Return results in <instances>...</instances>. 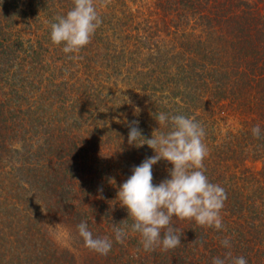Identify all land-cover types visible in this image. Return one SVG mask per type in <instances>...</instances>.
<instances>
[{"label":"trees","instance_id":"obj_1","mask_svg":"<svg viewBox=\"0 0 264 264\" xmlns=\"http://www.w3.org/2000/svg\"><path fill=\"white\" fill-rule=\"evenodd\" d=\"M38 1L0 0V200H6V187H14V174L4 169L13 172L18 163L30 168L36 189L43 193L48 183L37 175L43 166L33 164L30 156L45 158V164L50 160L58 170L54 179L61 183L52 186L55 211L66 207L62 215L73 224L76 238L72 250L57 249L38 227L40 213L27 205L21 211L22 227L12 221L5 227L0 220V264H212L214 257L229 251L244 256L248 264H264V0H141L143 6L128 28L123 21L131 0H94L102 24L76 59L50 39L54 16L66 15L73 0L65 5V0H53L45 8ZM22 24L43 29L42 34L26 41V26L17 29ZM53 47L60 56L55 70L77 68L88 76L78 87L74 84L73 97L61 88L68 84L46 82ZM97 72L107 76L105 82L121 78L128 100L135 93L146 139L169 130L155 120L160 112L194 118L204 127L205 174L227 194L220 213L222 230L174 218L181 244L167 251L144 250L117 193L132 168L155 152L147 144L128 143V123H121L118 115L131 103L112 90L107 93L98 76L94 78ZM60 104L74 110L63 112ZM229 121L239 127L226 130ZM256 125L262 129L260 138L252 135ZM171 167L163 159L154 165L153 184L168 179ZM2 179L11 183L5 186ZM64 189L67 197L61 194ZM82 221L94 236L113 240L107 255L85 246L77 229ZM114 223L125 228L123 243L115 242ZM225 238L230 249L221 244Z\"/></svg>","mask_w":264,"mask_h":264},{"label":"clouds","instance_id":"obj_2","mask_svg":"<svg viewBox=\"0 0 264 264\" xmlns=\"http://www.w3.org/2000/svg\"><path fill=\"white\" fill-rule=\"evenodd\" d=\"M101 24L94 0H73L71 10L50 24V39L54 44H63L62 51L69 55V59H76L75 54L90 43ZM155 120L159 127L169 130L157 131L149 139L142 135L139 121L128 122V143L134 146L147 144L155 155L132 168V174L120 185L117 197L133 221L131 231L140 234L144 250L162 247L167 251L181 244L182 234L172 225L174 218L222 230L220 213L227 194L219 184L210 182L205 174L203 161L208 148L204 142V127L194 118L179 114L160 112ZM251 131L254 137L260 138V125ZM161 159L172 165L169 178L153 184L152 168ZM77 229L90 250L100 255L111 251L113 240L94 236L86 221L79 223ZM113 232L115 242L123 243L127 235L125 228L114 223ZM221 244L225 249L231 248L229 238L222 240ZM212 264H248V261L244 256H233L229 251L223 258L214 257Z\"/></svg>","mask_w":264,"mask_h":264},{"label":"rangeland","instance_id":"obj_3","mask_svg":"<svg viewBox=\"0 0 264 264\" xmlns=\"http://www.w3.org/2000/svg\"><path fill=\"white\" fill-rule=\"evenodd\" d=\"M21 1H23V0H21ZM38 2L40 5H42L43 8H45L46 6H48V7L51 6L53 0H51V1L39 0ZM66 2L67 1L65 0L64 5ZM46 4H48V5H46ZM142 6L143 5H142L141 0H131V2H129V9L127 10L128 19H125L123 21L124 23H126V28H128L130 25L134 24L133 17L140 12ZM122 7H123V5H120V7H117V8H118V10H121ZM60 10H58V11H60ZM70 10L71 9H68V11H70ZM59 14H61V12ZM36 17H38V16H36ZM56 17H58V16H54V18H56ZM25 26H26V31L23 34H25L26 41L30 38L33 39V40H31L32 42L36 41L37 38L39 37V35L42 34L43 29H40V31L38 32L37 30H34L31 27V29L29 30V27L27 26V24L19 25V26H17V29L25 28ZM43 27H45V25ZM34 34H35V36L38 35L35 39H34ZM44 41H45V39L41 40L42 43H44ZM53 50H54V47H53V49L51 48V51L48 52L50 54L47 55L48 60L46 63L49 66H51V70L48 71L47 73H50L51 76L50 75L45 76V78L47 79L46 82L55 81V82H59V83L68 84L67 89L64 88V85L61 86V88L64 89L66 94L69 93V95H70V93H71V94L75 95L74 92L76 93V89L73 88L74 84H77V87H78L79 86L78 82L84 81V79L87 78L88 76H87V74H86V76L84 75L85 70L84 71L81 70V72L79 73L80 70L77 68L69 69V72L64 70L63 73H61L59 71V69L55 70L54 68L56 67V65L60 64L59 63V57L60 56L57 55L56 52H53ZM100 72H97L98 74L94 73V78H96L98 76V82L97 81L96 82L102 86L105 85L104 87L106 88L107 93L110 94L111 90H112V92L117 93V95H119V99L121 101L122 100H128L126 97H124V90H123L124 86L122 84L121 78H117V77L114 78V83L112 80H111L112 83H109L108 80L105 82V81H102V79L106 80L105 78H107V76L102 77L103 74L99 75ZM117 82H118V84L116 85V87H113V88L108 87V84L115 86V83H117ZM98 84H96L95 86L97 87ZM32 89H34V87ZM89 91H90V89H89ZM119 91H120V93H118ZM73 95L72 96L70 95V96L73 97ZM128 97L130 99L128 101H130L131 105L128 107L127 112L123 115H118V118H121V120H122L121 123H123V122L128 123L127 120H129V119H135V120L139 121V123H140V120H141L140 116H142V108L135 106L137 100L135 98L134 92H133L131 98H130V96H128ZM58 98H60V97H58ZM138 101H140V100L138 99ZM67 104H69V103L67 102ZM60 107H63V106H61V104H60L59 107H57V108L59 109ZM57 108L55 110H57ZM66 109L74 110L72 107L67 108V105H64V107L62 108L61 111L66 112L67 111ZM80 109L84 110V106L82 104H81ZM80 109L77 108L76 112H79ZM137 109L139 110L138 112H137ZM83 115L85 118V114H82V115L79 114V117L81 118V117H83ZM88 122H87L88 124L91 123V121H89V120H88ZM226 126H227L226 130L233 131L239 127V123L237 121H229L227 123V125L225 124V127ZM86 130L90 133L92 131V128L91 129L87 128ZM82 132L84 133V130H81V133ZM30 157H31L30 160H31V162H33V164L37 163L40 166H43V171L38 172L37 175L40 177L41 176L46 177V183H48V185H47L48 188L45 189L43 191V193L38 192V190L35 187L38 183L32 179V176H30V174H31V172L29 170L30 168L28 169V167H23L22 164H20V163L14 164V166H17V170H15L13 172H12V169L10 167H8L7 169H4L6 172H10V174L11 173L14 174V178L12 179V183H13L14 187L9 188V189H7V187H6V195H5L6 200H3L4 198L0 200V220L5 221V223H4L5 227L8 226V224H9L8 221H12V224H11L12 226L18 225L19 227H22L24 225V223L21 222V219H22L21 211H24V210H22V208L29 205L32 208V210H34V212H36V214H37V212L40 213L38 215H39L42 223H40L38 225V227L40 229L41 228L43 229V232L46 236V239L49 240L51 243H53L57 249L59 248L62 250V249L67 248V249L72 250L71 246H74V242H75V238H76V229L73 227V224L71 225V222L68 221L62 215V214H64L65 211L67 213L68 210L65 207L64 212H63V210L60 211L57 209L55 211V205H56L57 201L54 199V196H56V195H54V192H52V191H54L52 186H53V184L61 186L60 181L54 179V176L57 174L58 170L54 167V163L52 161L50 162V160H48V163L45 164L44 162L46 160L43 157H35V158H33L32 156H30ZM10 166L12 167V165H10ZM255 167L257 169H260L261 164H257ZM2 172L3 171L0 169V173H2ZM1 181H4L5 186H7L8 184L11 183V181L9 179H7L8 182L5 181V179H2ZM49 183H50V185H49ZM29 190L31 192H29ZM67 190L68 189L63 190V192L61 193L62 196L65 195L67 197V195H66ZM1 192H2V190L0 189V194H1ZM34 196H37V198ZM40 197H41V199H38ZM39 200H40V203H39ZM13 203H17L18 207H15L12 210L10 205H12ZM87 203H84V204H87ZM1 224H3V223L1 222ZM26 224H27V222H25V225ZM6 230H7L8 234L11 232L7 228H6Z\"/></svg>","mask_w":264,"mask_h":264}]
</instances>
